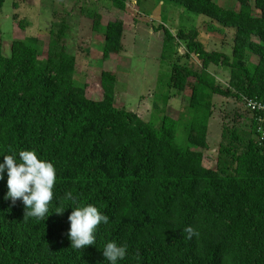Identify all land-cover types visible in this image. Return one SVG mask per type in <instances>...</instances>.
Here are the masks:
<instances>
[{
    "label": "trees",
    "instance_id": "1",
    "mask_svg": "<svg viewBox=\"0 0 264 264\" xmlns=\"http://www.w3.org/2000/svg\"><path fill=\"white\" fill-rule=\"evenodd\" d=\"M107 1L122 11L127 5ZM169 1L205 16L210 31L232 29L233 39L229 52L209 50L197 29L173 34L160 26L161 58L183 41L200 69L172 63L167 87L189 89L188 103L158 125L114 105V72L101 71L100 100L86 95V84L75 81L64 25L57 34L50 29L57 43H49L44 59L35 36L13 40L9 55L0 45V162L35 149L57 173L44 221L26 217L21 200L5 199L6 172L0 179V264H108L102 248L109 241L128 245L119 264H264V152L247 110V128L222 127L215 168L202 163L212 96L264 97V0H237L238 10L216 0ZM86 15L92 32L103 35L102 59L120 53L123 21L103 23L96 9ZM248 54L258 61L247 63ZM211 65L229 70V88L216 83ZM180 121L183 145L176 141ZM67 192L109 217L97 227L96 243L80 251L68 237ZM58 206L66 207L62 214ZM189 225L199 233L191 240Z\"/></svg>",
    "mask_w": 264,
    "mask_h": 264
},
{
    "label": "rangeland",
    "instance_id": "2",
    "mask_svg": "<svg viewBox=\"0 0 264 264\" xmlns=\"http://www.w3.org/2000/svg\"><path fill=\"white\" fill-rule=\"evenodd\" d=\"M216 1L226 8H239L237 0ZM93 9L101 13L103 23L117 19L123 21L122 51L106 60L102 59L101 53L103 35L92 32L91 20L86 15ZM253 14L258 15V11L254 9ZM203 19L206 17L176 6L169 0H127L123 11L114 8L107 0H0V45L3 54L9 55L13 40L35 36L41 46L39 58L44 59L49 43H57L56 36L50 35V29L57 34L64 25L66 51L76 57L75 81L86 84V95L100 100L101 71L114 72V105L136 113L144 121L154 118L158 125L164 114L178 118L188 103L189 89L177 93L167 87L172 63L200 69V64L187 52L183 41L176 43L175 52L161 58L164 34L160 26H165L173 34L179 29H197L199 39L207 49L230 51L232 29L210 31L203 25ZM245 61L256 63L258 57L248 54ZM208 71L219 86L229 88L227 68L211 65ZM167 94L169 98L165 100ZM212 104L208 148L203 150L202 163L214 169L222 127L247 128L248 113L236 97L215 94ZM183 123L180 121L176 131V141L181 145L186 143Z\"/></svg>",
    "mask_w": 264,
    "mask_h": 264
},
{
    "label": "clouds",
    "instance_id": "3",
    "mask_svg": "<svg viewBox=\"0 0 264 264\" xmlns=\"http://www.w3.org/2000/svg\"><path fill=\"white\" fill-rule=\"evenodd\" d=\"M7 174V193L5 199L14 204L21 200L25 206V216L44 221L49 214V205L54 198V186L57 179L55 165L44 158L38 157L35 149L19 152V158L15 154L3 155L0 162V179ZM70 204L72 211L68 217L70 229L68 237L73 250H81L85 246L96 243L97 227L103 223H109V217L102 213L95 205L82 203L72 192L64 196ZM66 207L58 206L56 213L62 214ZM187 239L198 237L199 233L192 226L184 228ZM103 256L108 264H119L124 260L128 251L127 244H118L109 241L103 246Z\"/></svg>",
    "mask_w": 264,
    "mask_h": 264
},
{
    "label": "built area",
    "instance_id": "4",
    "mask_svg": "<svg viewBox=\"0 0 264 264\" xmlns=\"http://www.w3.org/2000/svg\"><path fill=\"white\" fill-rule=\"evenodd\" d=\"M241 102L245 110H247L253 120L255 127V139L260 148L264 152V97L241 96Z\"/></svg>",
    "mask_w": 264,
    "mask_h": 264
}]
</instances>
